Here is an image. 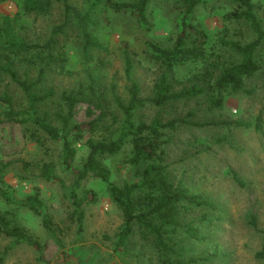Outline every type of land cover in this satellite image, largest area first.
I'll return each mask as SVG.
<instances>
[{
	"label": "rangeland",
	"instance_id": "obj_1",
	"mask_svg": "<svg viewBox=\"0 0 264 264\" xmlns=\"http://www.w3.org/2000/svg\"><path fill=\"white\" fill-rule=\"evenodd\" d=\"M70 1L78 7L86 4L85 0ZM253 1L264 25V0ZM232 8L233 4L228 0H211L195 10V21L207 33L208 47L226 61L238 58L218 41L224 24L229 30V38L244 41L252 37L245 23L225 21L224 14ZM18 12L16 0H0V14L17 16ZM147 13L153 27L143 31L129 13L107 10L106 18L95 30L107 52L91 48L88 60L82 56L79 30L74 23L67 24L58 35V43L67 50L69 61L61 73L54 70L45 78L41 90L52 87L54 97L43 108H62L60 95L65 90H76L81 86L89 94L88 85L91 83L96 92L106 98L110 111L120 115L114 95L122 101L128 97L122 51L124 45H127L132 58V73L139 83L140 94L151 96L152 84L159 69L143 57L141 50L147 39L166 43V38L175 34L178 10L171 0H151ZM63 20V7L54 1L46 13L21 14L15 26L26 39L43 41L53 25ZM259 56L262 59L261 68L246 80L248 91L227 95L224 106L219 110L206 111L204 99L200 96L162 107L147 102L135 113L136 120L150 121L156 114L167 120L193 111L194 120L216 121L234 118L252 120L261 112L262 131L223 124L180 125L167 145V162L174 180L181 179L191 192L209 198L216 206V209L203 206L186 216L188 220L196 219L193 223L201 239L187 236L182 229L171 234L177 242L175 247H180L182 258L200 256V259L188 264H264V259L255 256L261 247L264 230V45L259 49ZM190 73L183 67L176 70L175 75L182 80ZM174 87L180 88V85ZM8 89L11 90V86ZM12 94L18 103L23 102L22 94L15 87ZM87 105L85 100L76 105L75 121L88 120L85 113ZM52 122L57 124L54 120ZM22 129L16 123L0 125V159L30 160L40 156L41 152ZM87 135L85 131L84 138ZM217 138L222 140L217 142ZM50 147L51 152L46 159L56 162L58 179L44 181L37 177L36 170H22L18 161H14L4 176L2 186L19 202L37 188L44 202V211L50 217L61 245L47 232L39 215L21 203L0 199V210L25 226L40 244L37 247L26 242L15 243L8 237L0 236V264H174L178 256L158 248L154 234L137 224L133 225L125 244L117 245L116 235L122 224L121 210L109 198L105 183L94 177L74 187L79 198L83 197L86 189L94 190L97 195L94 201L83 200V228L78 233L74 217L70 218L72 205L68 187L72 186L86 147L82 142L77 143L76 156L68 167L60 163L61 140L50 142ZM126 154L127 149L105 159L112 179L119 184L132 182L137 177L135 167L125 161ZM202 214L207 215L206 220L199 219ZM249 215L255 216L258 229L249 224Z\"/></svg>",
	"mask_w": 264,
	"mask_h": 264
},
{
	"label": "trees",
	"instance_id": "obj_2",
	"mask_svg": "<svg viewBox=\"0 0 264 264\" xmlns=\"http://www.w3.org/2000/svg\"><path fill=\"white\" fill-rule=\"evenodd\" d=\"M54 1L61 3L64 20L53 25L43 41L26 39L17 31L15 21L21 14L46 13ZM150 1L85 0V6L78 7L70 0H16L19 8L17 16L0 14V125L20 124L25 136L41 152L38 158L30 160L0 159V199L21 203L39 215L47 232L61 245L53 223L44 211L39 190L36 188L34 193L19 202L2 185L4 176L14 161H18L22 170H36L37 177L44 181L58 179L56 162L46 159L51 152L50 142L61 140L59 159L66 167L76 156L77 143L82 142L86 147V154L76 170L72 186L68 187L72 205L70 218L74 217L77 232L80 233L83 228V200L94 201L97 195L94 190L86 189L83 197L79 198L74 187L80 185L81 181L94 177L105 183L109 198L121 210L122 224L116 235L117 245L125 244L133 225L137 224L154 234L158 248L178 256L174 264H188L197 261L200 256L182 258L180 247H175L177 242L171 234L182 229L187 236L201 239L202 236L193 223L196 219L188 220L186 216L197 208L206 206L216 209V206L209 198L191 192L181 179L174 180L167 162V145L180 125L223 124L227 127L262 131L261 112L252 120L234 118L216 121L194 120L193 111L167 120H162L156 114L150 121L136 120L135 113L147 102L162 107L174 101L200 96L204 99L205 110L214 112L224 106L227 95L247 92L246 80L261 68L259 49L264 45V25L256 13L255 2L228 0L233 8L224 14L225 21L245 23L252 34L251 38L244 41L232 39L228 37L227 25H223L218 41L237 55L236 61L223 60L215 50L210 49L206 31L195 21L197 7L206 5L211 0H171L178 10L175 34L168 36L166 43L147 39L141 50L143 57L159 69L152 84L151 96L140 94L139 83L132 73V58L127 45H124L122 51L128 97L126 101H122L119 96L114 95L120 115L110 111L106 98L98 94L91 83L88 85L89 94L81 86L76 90H65L60 95L62 108H43L54 97L52 87L41 90L45 78L54 70L61 73L69 61L67 50L58 43V35L67 24L74 23L79 30L82 56L84 60H88L91 48L107 52L95 34L96 28L107 16V10L129 13L140 29L149 31L153 27L147 13ZM98 61L101 62V59ZM183 67L191 73L180 80L175 72ZM176 84L180 88H175ZM8 86L12 89L15 87L22 94L23 102L16 101ZM81 100L88 103L85 113L89 118L77 122L74 120L75 107ZM85 131L88 132L86 138ZM221 140L222 138H217L216 141ZM125 149V161L135 167L137 177L132 182L124 181L119 184L112 179L105 159L117 156ZM206 217V214H202L199 219L206 220ZM248 222L258 229L255 216L249 215ZM0 236L8 237L15 243L26 242L40 247L37 239L25 226L2 210ZM255 256L264 259V230L261 247L255 252Z\"/></svg>",
	"mask_w": 264,
	"mask_h": 264
}]
</instances>
